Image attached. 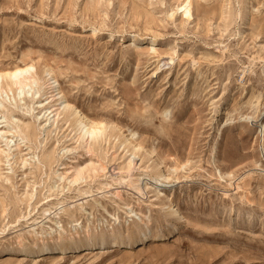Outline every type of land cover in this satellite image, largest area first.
<instances>
[{"label":"rangeland","instance_id":"rangeland-1","mask_svg":"<svg viewBox=\"0 0 264 264\" xmlns=\"http://www.w3.org/2000/svg\"><path fill=\"white\" fill-rule=\"evenodd\" d=\"M183 1L0 0V264H264V0ZM49 73L93 136L44 113Z\"/></svg>","mask_w":264,"mask_h":264},{"label":"bare ground","instance_id":"bare-ground-1","mask_svg":"<svg viewBox=\"0 0 264 264\" xmlns=\"http://www.w3.org/2000/svg\"><path fill=\"white\" fill-rule=\"evenodd\" d=\"M248 1H249L248 2L249 10L247 11L244 19V21L246 22L253 20V16H254L253 14L254 12H256L253 2H256L257 0H248ZM192 6H193V0H184L183 3L177 7L176 11L171 13L169 17L173 18L175 15L180 14L185 22H193L194 16L192 11ZM158 42H159V38L157 35H155L151 42L152 46H154ZM162 65L161 66L164 67L166 66V63H163ZM30 69H33L32 66L25 69L17 68L16 70L5 73L3 76H5L8 79L6 86L10 88L14 86L17 89L22 90L23 87L27 84V82L32 79L30 77ZM160 69L161 68H158V71ZM48 75L50 76V78L46 81V86L48 87L49 90V96L47 100L49 102L50 108H48L44 113L53 115L52 117L57 119H59L61 116L64 115L67 122L73 121V125L76 126L81 131V135L84 138H89L90 136H93L96 133L97 129L100 128L97 125H94L93 123L86 120V117L83 116V114L79 113L74 106L69 104L65 96L62 95V92L60 91L59 84L57 83V81H55L51 77L50 73ZM1 78L2 75L0 74V81ZM132 144L133 142L130 141V145ZM132 162L133 161H130L129 164V173H131L134 170ZM73 173L74 174H72L71 177L72 182L77 183L79 181V178L83 175V170L75 169V172ZM129 177H131L130 174ZM164 177H165V181H171L168 176L164 175ZM175 207L176 206L173 205V201L170 202V204L167 207L168 211L166 213V218L168 220L166 221L168 223V227L170 228L168 235H171V233L176 232L178 230V228L173 226L171 221H169V219H171L175 213H178V210H175ZM177 218L178 219L181 218V215L179 213L177 214ZM67 237L70 238L71 236L67 235ZM87 237L89 238L87 241L81 239L78 242H72V243L64 242V244L59 247V250L62 252L71 253L73 251H78L82 249L84 250V248L87 247H91V248L93 247L99 248L102 246L106 247L111 243L112 240H114V238L112 239L111 237H93L90 234H88ZM163 237H165V235L162 234L159 229L153 230L150 229L149 227H146L145 230H138L136 232V235L127 236L125 238H121V240L119 239H115V240H118L120 245L130 248V247H134L135 245L144 244L146 242H156L157 240ZM40 242H42V237L40 238V240H37V243H35V245L31 249L32 253H34L36 250H40V252L43 253L44 255H48L49 253H53L56 251V248H51L45 245H43L40 248L39 247Z\"/></svg>","mask_w":264,"mask_h":264}]
</instances>
